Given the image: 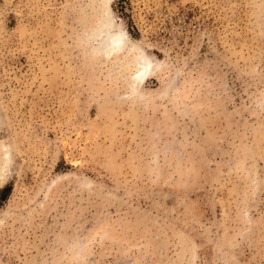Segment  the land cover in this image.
I'll list each match as a JSON object with an SVG mask.
<instances>
[{
	"label": "rangeland",
	"instance_id": "374dc122",
	"mask_svg": "<svg viewBox=\"0 0 264 264\" xmlns=\"http://www.w3.org/2000/svg\"><path fill=\"white\" fill-rule=\"evenodd\" d=\"M0 264H264V0H0Z\"/></svg>",
	"mask_w": 264,
	"mask_h": 264
},
{
	"label": "bare ground",
	"instance_id": "6f19581e",
	"mask_svg": "<svg viewBox=\"0 0 264 264\" xmlns=\"http://www.w3.org/2000/svg\"><path fill=\"white\" fill-rule=\"evenodd\" d=\"M102 27H104V26H102ZM108 29H109L108 28V23L107 24L105 23V31H107ZM105 35L107 36V38H106V41L104 43V46H106V48L111 49V50H113V49L115 51L119 50L120 49V45H121L122 40H123V34L122 33H117V32L116 33L115 32H113V33L105 32ZM149 69H150V63L149 62L145 61L144 63H142L141 64V69L139 71V74H137L138 75L137 76V80L141 81L142 79H144V77L148 73Z\"/></svg>",
	"mask_w": 264,
	"mask_h": 264
}]
</instances>
